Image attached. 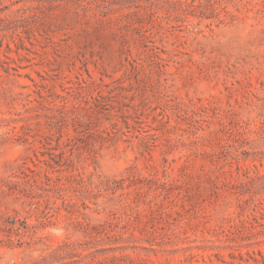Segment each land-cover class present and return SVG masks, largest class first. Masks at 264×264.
<instances>
[{
  "label": "rangeland",
  "instance_id": "1",
  "mask_svg": "<svg viewBox=\"0 0 264 264\" xmlns=\"http://www.w3.org/2000/svg\"><path fill=\"white\" fill-rule=\"evenodd\" d=\"M0 264H264V0H0Z\"/></svg>",
  "mask_w": 264,
  "mask_h": 264
}]
</instances>
